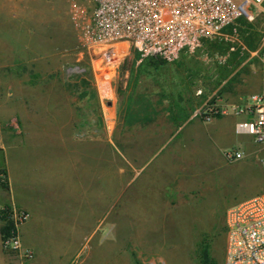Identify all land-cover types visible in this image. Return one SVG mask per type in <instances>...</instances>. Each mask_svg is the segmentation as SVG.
Returning a JSON list of instances; mask_svg holds the SVG:
<instances>
[{
  "label": "rangeland",
  "instance_id": "1",
  "mask_svg": "<svg viewBox=\"0 0 264 264\" xmlns=\"http://www.w3.org/2000/svg\"><path fill=\"white\" fill-rule=\"evenodd\" d=\"M84 5L89 16L94 6ZM260 15L244 24L257 28L247 51L203 39L154 67L133 47L92 46L72 0H0V164L8 151L18 166L33 156L70 177V230L89 237L82 215H94L77 264H225L228 210L261 180L219 157L209 126L207 148L177 128L202 121L194 113L225 101L224 88L259 86Z\"/></svg>",
  "mask_w": 264,
  "mask_h": 264
},
{
  "label": "built area",
  "instance_id": "2",
  "mask_svg": "<svg viewBox=\"0 0 264 264\" xmlns=\"http://www.w3.org/2000/svg\"><path fill=\"white\" fill-rule=\"evenodd\" d=\"M74 19L86 27L92 46L117 48L126 45L144 58L168 63L184 51H193L203 39L242 38L238 22L256 21V10L264 14V0H72ZM94 6L92 14L85 5ZM230 30L232 33H226ZM241 49L247 51L243 38ZM260 56V55H259ZM261 61L264 67V54ZM202 91L198 95H202ZM225 116L245 117L236 124V134L250 136L258 146L254 153L229 151L231 161L256 157L264 171V90L243 103H228L219 97L194 113L205 124ZM11 224L2 244L7 252L32 259L23 247L20 229L31 215L16 205L6 209ZM228 249L225 264H264V193L228 210Z\"/></svg>",
  "mask_w": 264,
  "mask_h": 264
},
{
  "label": "crops",
  "instance_id": "3",
  "mask_svg": "<svg viewBox=\"0 0 264 264\" xmlns=\"http://www.w3.org/2000/svg\"><path fill=\"white\" fill-rule=\"evenodd\" d=\"M257 12L259 13L258 10H256V14ZM246 23L248 24L247 21L240 20L237 27L241 32L245 46H253L250 45L249 41L251 36L253 38L256 35L257 28L247 31L244 28ZM226 33L231 34L232 32L228 31ZM237 36H230V39L227 38L226 40L234 44L232 46H241L239 40L242 38L239 39L240 36ZM250 66L253 69L255 63H251ZM242 79V83H247L249 74H244ZM262 90H264V75L260 77L259 86L253 87V89L231 85L224 88L222 95L228 103H243L250 95L259 93ZM57 109H60V106ZM245 119V117L225 116L215 119L211 124L193 120L182 123L177 130L182 133V141L192 142L193 139H197L207 148L208 142H206V139H209V137L204 133L207 134L208 130L205 126H209L215 135L213 140L216 142L218 155L226 160V153L229 151L234 150L251 154L258 150V146L250 136L236 134V124ZM201 128L204 131H201ZM185 132H187L186 135ZM172 139H174V136ZM235 145H239V148H233ZM45 146H48V144H45ZM31 157L33 161H30V164L23 161L22 166H18V164H14V158L6 151L0 164V172L1 170L6 171L9 189L0 186V212L7 207L16 205L30 213L31 219L21 227L20 236L23 247L33 251L34 257L28 259L21 254L5 251L2 244L4 222L0 218V264H77L78 242L86 241L93 236V209L90 208L89 218L86 213L82 215L85 225H88V221L90 224L89 237L85 235L84 239L79 238L77 230H70L72 226L76 227L78 225L76 199L72 191L70 177H65L66 180L63 181V172L55 163L52 166L48 164L40 165L41 161L37 157ZM44 162L49 161L45 159ZM234 163H238L239 167L247 172V176L248 173L254 172L259 175L261 180L260 191L248 198L251 199L264 193V171L260 164L248 159L235 161ZM87 211L88 209H86ZM72 221L75 223H72Z\"/></svg>",
  "mask_w": 264,
  "mask_h": 264
},
{
  "label": "trees",
  "instance_id": "4",
  "mask_svg": "<svg viewBox=\"0 0 264 264\" xmlns=\"http://www.w3.org/2000/svg\"><path fill=\"white\" fill-rule=\"evenodd\" d=\"M157 59L159 58H150L149 59V64L151 66L157 67L158 66H162L164 64H166L163 60H159L157 61ZM1 176H0V186L4 189H9V184H8V179H7V174L5 170H1ZM8 208V207H7ZM3 209L0 212V218L1 220L4 222L3 228H2V235L4 236L5 233L9 232L11 229V224L8 221V217L6 215V209ZM205 264H212L211 262L205 263Z\"/></svg>",
  "mask_w": 264,
  "mask_h": 264
}]
</instances>
